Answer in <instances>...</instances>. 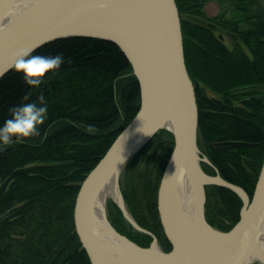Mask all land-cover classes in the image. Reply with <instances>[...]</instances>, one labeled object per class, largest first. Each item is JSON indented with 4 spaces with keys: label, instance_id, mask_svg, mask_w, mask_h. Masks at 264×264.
I'll list each match as a JSON object with an SVG mask.
<instances>
[{
    "label": "trees",
    "instance_id": "16d2710c",
    "mask_svg": "<svg viewBox=\"0 0 264 264\" xmlns=\"http://www.w3.org/2000/svg\"><path fill=\"white\" fill-rule=\"evenodd\" d=\"M209 1L175 0L198 106V147L209 160L206 172L218 173L251 197L264 158V12L256 0H239L247 19L208 18ZM219 26L225 35L215 30ZM120 50L104 39L62 38L33 53L64 58L39 87L26 84L14 67L0 78V126L11 118L10 108L39 104L41 95L48 107L39 135L0 143V264H89L74 226L76 190L140 102L137 79ZM162 131L167 140L161 167L173 146L171 134ZM160 173L140 171L141 197L135 198L132 184L130 196L126 191L123 196L135 221L168 251L156 208ZM205 195L208 223L229 230L239 219L240 197L217 185L207 186ZM111 221L131 241L149 246L147 234L132 235Z\"/></svg>",
    "mask_w": 264,
    "mask_h": 264
},
{
    "label": "water",
    "instance_id": "95a60500",
    "mask_svg": "<svg viewBox=\"0 0 264 264\" xmlns=\"http://www.w3.org/2000/svg\"><path fill=\"white\" fill-rule=\"evenodd\" d=\"M13 2L0 0V22ZM69 37L99 38L116 44L133 70L140 95L133 118L76 190L74 226L89 264L246 262L256 248L259 223L264 217V158L251 197L218 173L211 176L202 170L200 162L209 164V160L198 147V106L195 87L183 59L181 18L175 0H44L17 26L0 27V73L4 75L13 68L14 57L21 49L41 47ZM142 54L147 56V69L139 61ZM161 130L171 134L173 147L160 175L156 208L171 248L164 251L157 245L159 250H152L156 239L149 247H141L112 225V231L131 246L123 251L105 245L93 232V201L107 179L116 170L122 171ZM185 166L201 186L203 216L205 186H223L240 197L239 219L229 230H219L206 221L209 229L197 231L182 217L175 185ZM119 208L134 228L145 232L128 211L127 217L124 209Z\"/></svg>",
    "mask_w": 264,
    "mask_h": 264
},
{
    "label": "bare ground",
    "instance_id": "6f19581e",
    "mask_svg": "<svg viewBox=\"0 0 264 264\" xmlns=\"http://www.w3.org/2000/svg\"><path fill=\"white\" fill-rule=\"evenodd\" d=\"M44 0H14L9 11L0 22V27L11 29L24 20L27 13L35 5ZM142 68L147 69L148 59L145 54L139 55ZM201 165V162H200ZM122 169V168H121ZM121 170H116L103 184L93 201V232L100 242L112 248L125 251L131 246L128 242L118 237L113 230L110 222L107 221L106 206L109 200L115 202L118 207L127 209L124 205L119 188V176ZM176 200L186 222L197 231H207L209 228L202 214V192L201 186L195 181L188 167H184L179 174L176 183ZM129 215H127L128 217ZM259 232L256 237V248L246 262L243 264H264V217L259 223ZM152 250H159L157 243L151 246ZM127 251V250H126Z\"/></svg>",
    "mask_w": 264,
    "mask_h": 264
},
{
    "label": "clouds",
    "instance_id": "9594fccd",
    "mask_svg": "<svg viewBox=\"0 0 264 264\" xmlns=\"http://www.w3.org/2000/svg\"><path fill=\"white\" fill-rule=\"evenodd\" d=\"M37 47L39 45L18 51L13 64L14 70L23 74L25 83L33 87L42 85L46 76L58 71L64 62L61 54L47 57L33 55ZM38 100L39 104L31 102L10 108L11 118L0 126V143L11 145L14 140L21 142L39 135V128L47 119L48 107L42 95Z\"/></svg>",
    "mask_w": 264,
    "mask_h": 264
},
{
    "label": "rangeland",
    "instance_id": "374dc122",
    "mask_svg": "<svg viewBox=\"0 0 264 264\" xmlns=\"http://www.w3.org/2000/svg\"><path fill=\"white\" fill-rule=\"evenodd\" d=\"M259 2H260L261 5L264 6V0H259ZM214 3H215L214 1H213V3L212 2H209V3L206 4V6H204L205 16H207L208 18H212L213 16H215L214 14L217 12V7L215 6ZM184 18L187 19V20H192V22L197 21V20L193 19L194 18L193 16H190V15H186V16H184ZM237 19H239V18H237ZM199 21H200V23L202 25L209 24V22H207L205 20H199ZM243 26L245 27L246 24H243ZM226 45L229 46V47L231 45V41L227 37H226ZM243 90L246 93L248 91V88H245ZM163 133L164 132L162 130L159 131L158 133H156L155 136H153L146 143V145H144V147H142V149L136 154V156H134L129 161V163L126 165V167H124L122 169V171L120 172V176L118 177L119 178V181H118L119 188L118 189L121 192L122 199L124 201V204L126 206V209L130 213L131 216H132V214H131L130 210L128 209L129 207H128V204H127L126 200L124 199L123 192L126 191V193L128 194V196H130L129 195V188L128 187H130V185L132 184V186L135 188V192H136L135 193V195H136L135 198L138 199V197L139 198L141 197V195H140V183H139V180H140V178H139L140 177L139 172L147 168L149 170L150 169L153 170V173H156L157 170H161V173H162V171H163V169L165 167L166 161H167L166 160L164 162L163 167H161V164H162V161H161L162 156H161V154H163L164 147H165V144L163 143L164 142L163 140H165V139L167 140V136H165V134H163ZM207 164L208 163H206V162H201L202 170L205 172V174H208V175L213 176L212 174H210V173H208V172L205 171V168H206V165ZM206 187L207 186L204 187V194H203L204 195V215H205V203H206V195H205L206 194ZM131 201L134 203L135 206H137V204L135 203V199L134 200L131 199ZM137 208L140 209V206L138 205ZM106 214H107V219H108L107 221H109L110 224L113 227H114V225L112 224V221L111 220H113L115 223H117L118 224V227L121 228L123 231H126V232H128V233H130L132 235H136V232L137 233H140V234H147L151 238V242H150L149 246L153 243V239H156L157 245L161 248V250L163 249L162 246H161V243L159 242L158 237L156 236V234L154 232L148 231L147 229L141 227L135 221V219L132 216V218L138 224V226L142 230H145V232L139 231L136 228H134L131 225V223L129 222V220H127L125 218V216L123 215V212L115 204V202H113L111 200L108 201L107 206H106ZM205 219H206V216H205ZM206 221H207V219H206ZM215 228H217V227H215ZM217 229H219V228H217ZM115 230L117 231L116 228H115ZM120 234L123 235L122 233H120ZM132 242H134V241H132ZM135 244H137V243H135ZM149 246H147V247H149Z\"/></svg>",
    "mask_w": 264,
    "mask_h": 264
},
{
    "label": "flooded vegetation",
    "instance_id": "af4514ba",
    "mask_svg": "<svg viewBox=\"0 0 264 264\" xmlns=\"http://www.w3.org/2000/svg\"><path fill=\"white\" fill-rule=\"evenodd\" d=\"M215 3V6L217 7V12L214 14L215 16H218L219 18L224 17L225 19H233L237 18L245 20L247 19L249 13H245V8L243 5L239 4V0H213ZM212 2V1H209ZM207 2V3H209ZM255 2L258 3V6H260L264 12V6L260 4L259 0H256ZM206 3V4H207ZM213 3V2H212ZM205 4V6H206ZM210 25V24H209ZM235 26H242L241 23H235ZM220 34H224L227 32V30H224L221 26L217 27L215 29Z\"/></svg>",
    "mask_w": 264,
    "mask_h": 264
}]
</instances>
